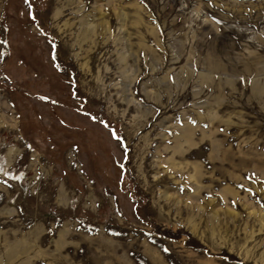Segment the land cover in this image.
<instances>
[{
	"label": "rangeland",
	"instance_id": "obj_1",
	"mask_svg": "<svg viewBox=\"0 0 264 264\" xmlns=\"http://www.w3.org/2000/svg\"><path fill=\"white\" fill-rule=\"evenodd\" d=\"M0 164V264H264V0H0Z\"/></svg>",
	"mask_w": 264,
	"mask_h": 264
},
{
	"label": "bare ground",
	"instance_id": "obj_2",
	"mask_svg": "<svg viewBox=\"0 0 264 264\" xmlns=\"http://www.w3.org/2000/svg\"><path fill=\"white\" fill-rule=\"evenodd\" d=\"M71 5H72V3H68L67 6H71ZM81 9H82V7H79V8H78V10H77L78 13L81 11ZM76 13H77V12H76ZM58 14L61 15L62 12L60 11ZM58 14H57V15H58ZM82 20H83V19H82ZM83 21H84V20H83ZM85 21H86V20H85ZM81 22H82V21H81ZM87 24H88V27H87L85 33L90 32V31H91V32H93V31L95 32L94 29H95L96 25H93V24H90V23H87ZM103 26H104V25H103ZM104 27H105V26H104ZM0 169H1V170L3 169V171L5 172V168H3L2 164H0Z\"/></svg>",
	"mask_w": 264,
	"mask_h": 264
}]
</instances>
